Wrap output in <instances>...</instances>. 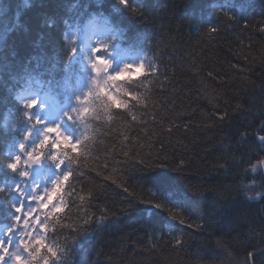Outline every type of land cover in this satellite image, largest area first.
Listing matches in <instances>:
<instances>
[{"label":"trees","instance_id":"16d2710c","mask_svg":"<svg viewBox=\"0 0 264 264\" xmlns=\"http://www.w3.org/2000/svg\"><path fill=\"white\" fill-rule=\"evenodd\" d=\"M91 20L145 68L82 117L49 264H264V0H0V183L18 178L13 95L67 103L86 61L68 41Z\"/></svg>","mask_w":264,"mask_h":264},{"label":"snow or ice","instance_id":"6c2138e0","mask_svg":"<svg viewBox=\"0 0 264 264\" xmlns=\"http://www.w3.org/2000/svg\"><path fill=\"white\" fill-rule=\"evenodd\" d=\"M121 3H126V0H121ZM212 31H215V28H213ZM102 50L103 47L99 46L94 49V53H99ZM110 63L111 62L104 57L97 56L92 63V68L97 74L106 73L110 67ZM134 67L137 66L125 65L124 68H122L115 75H109L107 80L115 81L122 72H131ZM138 68L143 69V63H141ZM93 84L96 85L98 89L100 88V85L96 80L93 81ZM105 84H107V81H105ZM87 95H91V93H88ZM109 100H112V98L109 97ZM113 102L116 103L117 107L125 103L123 101ZM35 104L36 101H31L26 104V107L31 109ZM83 111L86 113L88 109L85 108ZM36 123H40V121L37 120ZM52 134H56L55 140L51 139ZM261 139H264V137H261ZM49 142H51L54 149L51 159L57 162V167H60V165L64 163L65 159H68L69 163H71L75 157L70 156V153L76 152L80 146L79 141L73 143L68 136L61 132L58 126H49L44 129L39 144L28 150L23 159L20 156L15 157L13 162L8 165L9 168L16 171L21 167L26 169L31 164L38 163L40 159L43 158V149L47 144H49ZM20 149L21 151H24L25 146L21 144ZM258 163L264 165V159L260 160ZM252 167L255 169L256 165H253ZM20 175L26 177L28 176V172L26 170L21 171ZM69 175L70 173L66 172L62 176V179L60 178L55 181L50 189H46L43 193L30 197V201H34L36 207L28 209L27 212L24 211L22 205L15 208L17 213V216L14 218L15 224L20 225L23 228L18 246L23 249L24 253L27 255L24 256L19 253L11 254L13 264H40V260H43V264H49L51 259L58 256V250H56L53 246H49L45 242L44 236L34 235V232L38 228L41 233H47L49 231V220H54L57 213L63 209L64 201L61 193L64 188V184L62 181H67L69 179ZM127 190L128 189L125 188V191ZM156 206L159 207L160 205L157 204ZM40 213H43V216H41ZM170 214L172 213L170 212ZM173 217L175 218L174 214ZM86 222L87 220L84 221V223ZM180 222L184 223L185 221L181 219ZM10 249V244L6 246L4 241L0 240V264H4L5 259L10 255ZM248 256L252 257L253 253L249 252Z\"/></svg>","mask_w":264,"mask_h":264},{"label":"rangeland","instance_id":"374dc122","mask_svg":"<svg viewBox=\"0 0 264 264\" xmlns=\"http://www.w3.org/2000/svg\"><path fill=\"white\" fill-rule=\"evenodd\" d=\"M233 2V1H232ZM232 2L226 1V5H231V10L235 11L236 8L234 7L235 4ZM239 9V6H238ZM243 11H247V6L241 8ZM85 36L81 44H75V52H81L86 49H89L91 51V54L93 56L92 61L88 62V69H90L87 73V76L85 78V81L83 82L80 92L78 94V98L74 105L70 106L69 108H64L57 106L55 103H52L50 100L39 98V100L31 99V101H36V104L34 107H40L41 110H39L36 114L39 115L38 120L45 124V128L49 126H58L61 130V132L68 136L72 141L73 138L71 135H68L67 129L65 128V122L68 117H71L72 115L81 113L84 110V102L89 97L87 95L88 93H93L97 90L96 85L93 84V81H97V83L100 85V88L98 89L99 92L102 91H108L107 87L109 86V82L107 80V77L109 75H115L118 73L122 68H124L125 65H135L137 67H134L131 72H122L118 77H124V76H138L143 72V69H139L138 66L141 63L138 62H132L129 60H124L121 58H116L115 55L112 56H106L105 54L101 55L99 53H94V49L102 46L101 40L96 39L93 37ZM97 56L104 57L105 59L109 60L110 67L108 68L106 73H100L97 74L93 68L92 63L95 60ZM117 77V78H118ZM105 81H107V84H105ZM264 124V123H262ZM261 124V125H262ZM56 134H52L51 139L55 140ZM264 142V139L260 138V142ZM74 143V142H73ZM256 169V168H255ZM53 177V179L50 182V186L52 187L54 182L58 179H62V177ZM64 175V173H62ZM43 176H39L38 179H32V177L29 178H23L21 185L17 187L16 192L18 199L15 202V208L19 206H23V209L25 212L28 211V209L32 207H36L34 201H30V197H33L35 195L43 193L46 189H48V185L44 184L43 180L41 179ZM43 213H40V215ZM38 229V228H37ZM36 229V231H37ZM23 231L22 226L12 229V230H0V240L4 241L5 245H11L10 249V255L6 258V264H13V261L11 259V254L19 253V241L21 239V233ZM20 254V253H19Z\"/></svg>","mask_w":264,"mask_h":264},{"label":"water","instance_id":"95a60500","mask_svg":"<svg viewBox=\"0 0 264 264\" xmlns=\"http://www.w3.org/2000/svg\"><path fill=\"white\" fill-rule=\"evenodd\" d=\"M28 168L33 172L40 170V161L38 163L31 164Z\"/></svg>","mask_w":264,"mask_h":264},{"label":"bare ground","instance_id":"6f19581e","mask_svg":"<svg viewBox=\"0 0 264 264\" xmlns=\"http://www.w3.org/2000/svg\"><path fill=\"white\" fill-rule=\"evenodd\" d=\"M0 186H1V184H0Z\"/></svg>","mask_w":264,"mask_h":264}]
</instances>
